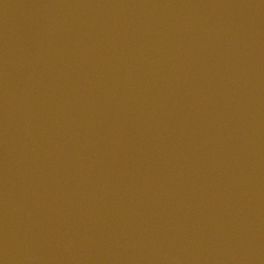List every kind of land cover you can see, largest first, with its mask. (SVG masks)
Instances as JSON below:
<instances>
[{
  "label": "water",
  "instance_id": "1",
  "mask_svg": "<svg viewBox=\"0 0 264 264\" xmlns=\"http://www.w3.org/2000/svg\"><path fill=\"white\" fill-rule=\"evenodd\" d=\"M0 264H264V0H0Z\"/></svg>",
  "mask_w": 264,
  "mask_h": 264
}]
</instances>
